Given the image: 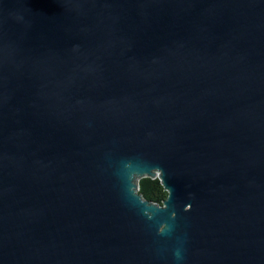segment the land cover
Wrapping results in <instances>:
<instances>
[{"label":"water","instance_id":"water-1","mask_svg":"<svg viewBox=\"0 0 264 264\" xmlns=\"http://www.w3.org/2000/svg\"><path fill=\"white\" fill-rule=\"evenodd\" d=\"M0 264H264V0H0Z\"/></svg>","mask_w":264,"mask_h":264},{"label":"trees","instance_id":"trees-1","mask_svg":"<svg viewBox=\"0 0 264 264\" xmlns=\"http://www.w3.org/2000/svg\"><path fill=\"white\" fill-rule=\"evenodd\" d=\"M138 194L141 195L143 200L154 203L158 206H163L164 201L168 197V193L165 191L161 181L151 178H143L138 181Z\"/></svg>","mask_w":264,"mask_h":264}]
</instances>
